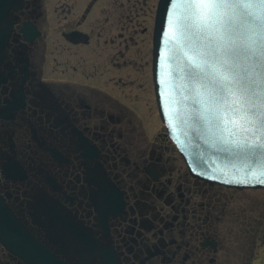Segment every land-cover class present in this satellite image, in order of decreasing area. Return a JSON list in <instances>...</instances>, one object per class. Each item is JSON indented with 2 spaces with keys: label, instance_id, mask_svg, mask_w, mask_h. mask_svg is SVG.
<instances>
[{
  "label": "flooded vegetation",
  "instance_id": "flooded-vegetation-1",
  "mask_svg": "<svg viewBox=\"0 0 264 264\" xmlns=\"http://www.w3.org/2000/svg\"><path fill=\"white\" fill-rule=\"evenodd\" d=\"M47 1L25 0L14 12L0 63L6 204L63 264H221L226 188L192 175L166 129L138 139L132 115L140 117L107 86L109 61L124 68L139 44L138 15L123 0H57L54 14L70 8L66 21ZM61 38L81 55L66 68L75 77L50 72L59 57L46 64L48 42ZM99 49L105 62H96ZM0 264L30 263L0 241Z\"/></svg>",
  "mask_w": 264,
  "mask_h": 264
},
{
  "label": "snow or ice",
  "instance_id": "snow-or-ice-1",
  "mask_svg": "<svg viewBox=\"0 0 264 264\" xmlns=\"http://www.w3.org/2000/svg\"><path fill=\"white\" fill-rule=\"evenodd\" d=\"M184 12L172 21L171 75L184 77L198 96L201 85L206 96L195 99L192 131L201 129L233 150L258 153L264 150V87L253 79L260 65L257 48L264 46V0H171ZM169 16L173 17L172 8ZM235 98V99H234ZM239 132L255 137L253 143H236L229 136Z\"/></svg>",
  "mask_w": 264,
  "mask_h": 264
},
{
  "label": "water",
  "instance_id": "water-1",
  "mask_svg": "<svg viewBox=\"0 0 264 264\" xmlns=\"http://www.w3.org/2000/svg\"><path fill=\"white\" fill-rule=\"evenodd\" d=\"M24 0H0V62L3 49L8 44L13 21V10L21 7ZM174 16H169V8ZM185 6L181 3L172 4L171 0H160L158 21L155 36V82L159 97L162 116L168 122L174 138L183 147L189 158L192 172L210 182H224L228 185L264 186V150L258 153H247L233 150L219 142L216 137L201 129L192 131L191 114L195 99L203 100L205 89L195 85L198 96L189 94L192 87L180 72V78L171 75L172 65L169 63L166 72V58L171 55L173 37L172 21L183 14ZM260 65L253 73V79L264 87V46L257 48ZM235 99V98H234ZM236 143H253L255 137L239 132L228 137ZM264 139V138H262ZM187 158V160H188ZM0 238L25 260L41 264L57 261L56 257L39 243L15 218L0 195Z\"/></svg>",
  "mask_w": 264,
  "mask_h": 264
},
{
  "label": "rangeland",
  "instance_id": "rangeland-1",
  "mask_svg": "<svg viewBox=\"0 0 264 264\" xmlns=\"http://www.w3.org/2000/svg\"><path fill=\"white\" fill-rule=\"evenodd\" d=\"M67 1L75 3V0ZM123 1L128 12L132 10L135 15H138L137 18L141 23L142 30L139 35V44L137 46L134 45V47L130 46V50L126 51L125 57L128 62L124 68L115 67L109 61L110 63L107 67H110V77H114V80L108 83L107 86H109L112 93L117 97L119 96L140 117L137 118L132 115L137 126L136 134L138 139H146V134L149 136H147L148 139H153L159 133L165 132L166 129L157 107L151 70V27L158 0ZM56 5L57 0H48L44 7L49 9L51 15V13L54 14ZM73 9L75 10V8ZM54 15H61L62 18L65 15H69L65 20L71 19L68 6L59 8ZM49 28L50 32H52L54 26L50 25ZM48 46L50 50L48 51L47 65L48 62L53 61L55 56L59 57L58 59H62L60 68L58 70L53 68L50 72L57 75L73 74L75 77V71L66 70V68L72 66L71 63L74 66L75 63H78L77 58L81 55H76V46L67 44L62 38L56 43L49 41ZM88 49L84 48L86 54H88ZM109 51V55L112 58L116 49L108 48L107 52ZM96 54L98 56L96 59L97 63L106 61L107 54L103 50H97ZM83 57L86 56L83 55ZM66 59L70 61V64ZM89 66L90 70H92V66ZM63 69L64 71L61 72ZM119 77H123V80L118 83ZM146 128L148 133L144 131ZM172 151L169 153L172 156L173 153L177 156ZM180 160L175 163L177 167L183 166V161L182 159ZM224 194H227V200L230 204L228 205L227 215L223 218L220 226L224 236H226L225 247L220 251L219 259L221 264H264V189L232 188L226 189Z\"/></svg>",
  "mask_w": 264,
  "mask_h": 264
}]
</instances>
